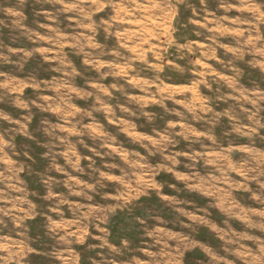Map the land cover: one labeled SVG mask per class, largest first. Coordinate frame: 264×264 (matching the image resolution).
I'll use <instances>...</instances> for the list:
<instances>
[{
  "label": "rangeland",
  "instance_id": "374dc122",
  "mask_svg": "<svg viewBox=\"0 0 264 264\" xmlns=\"http://www.w3.org/2000/svg\"><path fill=\"white\" fill-rule=\"evenodd\" d=\"M0 264H264V0H0Z\"/></svg>",
  "mask_w": 264,
  "mask_h": 264
}]
</instances>
